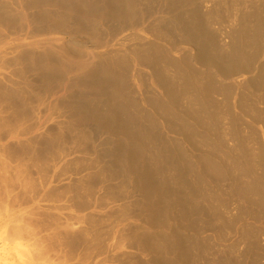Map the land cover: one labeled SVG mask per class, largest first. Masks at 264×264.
<instances>
[{"label": "rangeland", "instance_id": "obj_1", "mask_svg": "<svg viewBox=\"0 0 264 264\" xmlns=\"http://www.w3.org/2000/svg\"><path fill=\"white\" fill-rule=\"evenodd\" d=\"M225 1L188 45L170 0H0V264H264V36Z\"/></svg>", "mask_w": 264, "mask_h": 264}, {"label": "bare ground", "instance_id": "obj_2", "mask_svg": "<svg viewBox=\"0 0 264 264\" xmlns=\"http://www.w3.org/2000/svg\"><path fill=\"white\" fill-rule=\"evenodd\" d=\"M197 1V3H196ZM225 1V0H224ZM227 1V0H226ZM225 1V2H226ZM116 2V1H115ZM134 0H126V4H125V9L124 6L117 4V3H113V6H112V9H113V18L118 20V22H121L120 24L123 23V25H125V28L128 26L129 22H130V19L131 17L134 15V9H133V6L135 5V3L133 4ZM207 0H170V3L173 5V8H175V10H173V13H174V22L176 24V28L180 29V33L184 36L183 37V43L184 44H200L199 42L200 41H203L204 38V35L205 33L207 32L208 33V30L210 29L207 24H209V21L211 16L213 17H216V12L217 13H221V11L219 9H213L210 10V11H206L203 9V6L206 7V3ZM121 3V2H120ZM222 3V2H220ZM115 4V5H114ZM205 4V5H204ZM226 4V3H225ZM250 5L248 6H245L241 12H240V15H241V22H240V27L242 28V33H235L234 34L232 33V36L235 37V34L236 36H241V40H243V43L245 45V43H248L246 45L248 46H251L250 44H254L253 41L256 40L255 43H257V36H259L258 38L260 37H263L264 36V0H251V3H249ZM214 5V4H213ZM217 5V4H215ZM228 9L230 8L231 10L233 9L234 7V3H232V1H229V3L226 4ZM136 8V6L134 7ZM208 7H206L207 9ZM181 9V11H180ZM193 14V16H192ZM216 15V16H215ZM202 16V17H201ZM204 18V19H203ZM212 19V17H211ZM52 23V22H51ZM207 23V24H206ZM53 25V24H52ZM132 25V24H131ZM179 26V27H178ZM55 27V25H54ZM209 28V29H208ZM176 29V30H177ZM222 30V29H221ZM241 29H239L240 31ZM177 32L179 31H176L175 34H177ZM210 32V31H209ZM253 33L252 36H254V38L251 36V34ZM239 34V35H238ZM247 34H250V36H247ZM233 39V38H232ZM239 40V38H236ZM236 39H233V42L236 40ZM262 40V39H261ZM239 41V42H240ZM210 42V41H209ZM238 41L236 40V43ZM212 43V42H211ZM214 45V43H212ZM234 44V43H233ZM262 45V43H259V45ZM242 45V44H241ZM245 45V46H246ZM258 45V44H256ZM204 46V45H203ZM246 46V49L247 47ZM199 47V46H198ZM234 47V46H233ZM253 47V46H252ZM256 47V46H255ZM254 47V48H255ZM206 48V47H205ZM210 48V47H209ZM214 48V47H212ZM216 48V47H215ZM253 48V49H254ZM249 51H248V56L250 55L249 52H250V48L248 47ZM252 49V48H251ZM258 50L261 52V48L260 46L256 47L255 50ZM263 49L264 47H262V52H263ZM213 50V49H212ZM253 50L252 53H256L257 50L255 51ZM220 51V50H219ZM232 51V50H231ZM255 51V52H254ZM212 52V51H211ZM228 52V51H227ZM258 52L257 53V56L258 54H262ZM210 53V52H209ZM226 53V52H225ZM224 55V53H223ZM253 54L251 55V58L247 57V59H243L246 61V65L247 64H251V62L253 61ZM256 56V57H257ZM254 57V60H257L258 61V58L259 57ZM261 57V55H260ZM220 58V57H219ZM230 59V57H229ZM226 61V60H225ZM235 61V60H234ZM257 61H253V62H256ZM226 62H229V61H226ZM240 62V61H239ZM252 62V63H253ZM259 62V61H258ZM225 63V62H224ZM241 63V62H240ZM244 63V62H243ZM80 64V63H79ZM222 64V63H221ZM255 64V63H254ZM84 65V64H83ZM86 65V64H85ZM252 65V64H251ZM222 65H220V68H221ZM250 65H248L249 67ZM255 66V65H254ZM253 65L250 66L252 67V70L255 68ZM224 67V68H223ZM227 67H228V70H227ZM232 65L229 63V64H225L224 66H222V70H223V73L225 75H231V72L232 70L230 71L229 68H231ZM254 67V68H253ZM262 67H264V65H262ZM86 68H87V65H86ZM257 68V67H256ZM232 69V68H231ZM243 68H241L242 70ZM234 70V69H233ZM262 71H264L262 68H261ZM95 71H97L96 73H98V71H103V75L107 72H105L104 70H102L101 68H96ZM235 71V70H234ZM243 71V70H242ZM255 71V70H254ZM240 72V71H239ZM102 73V72H101ZM233 73V72H232ZM263 73V72H262ZM106 77V75H105ZM110 78V77H108ZM264 79V77H262ZM107 80V78H106Z\"/></svg>", "mask_w": 264, "mask_h": 264}]
</instances>
